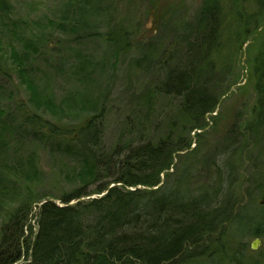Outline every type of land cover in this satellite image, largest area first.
<instances>
[{"label": "rangeland", "instance_id": "obj_1", "mask_svg": "<svg viewBox=\"0 0 264 264\" xmlns=\"http://www.w3.org/2000/svg\"><path fill=\"white\" fill-rule=\"evenodd\" d=\"M9 2L11 13L2 21L6 26L12 25L17 38L11 48L0 36V108L15 115L21 111L34 112L40 120L60 127L63 137L58 136L56 140L69 143L71 138L77 141L80 137V127L66 117L62 118L60 113L67 100V108L80 112L83 101L91 95L103 106L99 126L101 140L92 149L95 154L100 150L109 153L124 144L168 139L175 151L169 168L160 174L159 186L167 175H172L168 177L170 180L191 169L189 181L196 190L199 185L212 184L209 178H213L218 170L224 171L225 175L220 173L226 178V190L223 195L218 194L221 201L218 206H224L218 209L214 232L207 234L198 246L192 247L187 258L198 257L201 262L199 254L203 249L216 252L224 247L226 254L218 252L217 258L203 264H264V205L259 204L264 200V137L255 139L256 133L261 132H249L246 141L244 139L239 145L230 143L233 134L241 135L234 129L238 120L236 100L240 94L252 92L253 84L249 85V90L242 91L240 88L237 90L236 85L223 83L225 91L214 109L204 115L200 129L193 128L192 122L182 113L179 99L165 96L155 87L165 75V72L162 75L155 72L156 68H172L190 61L192 55L187 43L194 42V36L188 38V34L195 29L203 12L219 22L217 44L205 60L209 72L221 78L228 74L232 78L246 75L243 69H228L226 75L220 53V45L227 47L226 41L230 39L227 22L233 17V12L237 13L236 1ZM79 7L86 8L83 10L85 16ZM25 43L29 44L30 50H27L28 54L24 53L27 61L23 58L16 60L13 51L17 56L22 54L21 47ZM159 61L162 62L159 64ZM22 65H30V71L25 67L22 69ZM28 75L44 87L43 93L53 104L51 108L30 107L27 100L31 99V91L24 80L30 78ZM82 75L85 78L89 75V81L84 82L85 78L82 81ZM229 93V97L221 101ZM22 139V149L17 154H29L31 148L36 149L40 172V185L36 189L50 195H61L74 187L72 182L79 164L77 150H72L69 144L58 145L54 140H44L31 147L28 138ZM13 157H7V165H12ZM12 172L17 179L20 173ZM4 173L2 176L6 179L8 174ZM17 184L21 186L22 182ZM40 204L32 206L24 226V238L28 241H32L36 231L35 214ZM256 228L263 230L259 237L252 234ZM255 238L260 244L256 250H251L250 245ZM23 251L24 258L20 264L29 261L25 246Z\"/></svg>", "mask_w": 264, "mask_h": 264}, {"label": "trees", "instance_id": "obj_2", "mask_svg": "<svg viewBox=\"0 0 264 264\" xmlns=\"http://www.w3.org/2000/svg\"><path fill=\"white\" fill-rule=\"evenodd\" d=\"M85 9L79 7L82 15ZM11 10L9 0H0V36L12 48L17 37L12 25L6 26L2 21ZM210 22L209 14L207 17L203 12L195 29L189 31L188 38L194 36V42L187 43L193 56L189 62L155 69L159 75L165 72L155 84L157 91L179 99L180 110L196 129L201 128L204 115L214 109L226 88L220 75L209 72V66L205 65L210 36L219 30L217 20L213 25ZM25 44L19 45L22 54L17 56L13 51L16 60H26L24 53L30 50L29 44ZM24 67L30 71V65ZM28 77L24 80L31 91V99L27 100L30 107L51 108L53 104L43 93L44 87L31 75ZM81 77L83 81L85 77ZM87 96L80 112L67 108L68 100L63 112H59L62 118L79 125L78 142L74 138L69 143L56 140L63 137L60 127L40 120L34 112L21 111L15 115L0 108V192H3L0 194V264H20L24 258L23 246L26 259L29 258L25 264H203L217 258L218 252L226 254L224 247L216 252L205 248L199 254L201 262L198 257L187 258L192 247L214 232L218 209L224 206H218L221 203L218 194L223 195L227 186L221 170L215 173L216 177L209 178L212 184L199 185L196 190L189 181L191 169L174 179L169 180L172 175H167L165 184L159 186L160 174L169 168L175 151L168 139L137 141L109 153L100 150L95 154L92 149L101 140L103 106L91 95ZM247 134H233L230 143L239 145L246 141ZM262 136L264 132L256 133L255 139ZM22 137L28 138L31 147L44 140H54L58 145L69 144L72 150H77L79 164L71 190L50 195L36 189L40 185L36 149L31 148L29 154H17L22 149ZM9 155L13 157L12 165L6 162ZM13 170L20 173L17 179ZM4 171L14 180L7 175L4 179ZM18 181L22 182L21 186ZM37 203L42 204L35 214L36 231L32 241H28L24 238V226ZM262 233L260 228L252 232L255 237Z\"/></svg>", "mask_w": 264, "mask_h": 264}, {"label": "flooded vegetation", "instance_id": "obj_3", "mask_svg": "<svg viewBox=\"0 0 264 264\" xmlns=\"http://www.w3.org/2000/svg\"><path fill=\"white\" fill-rule=\"evenodd\" d=\"M235 1L237 13L233 12V17L227 22L230 39L226 41L227 47L220 45V53L225 74H228V69H243L246 75L232 78L226 74L228 78H222V81L236 85L237 90L240 88L242 91L249 90V85L253 84L252 92H244L236 100L235 115L238 120L234 129L241 133L264 132V0ZM215 21L213 19L210 24ZM217 38L218 34L210 36L208 56L214 52ZM229 95L225 94L221 101ZM259 204L263 206L264 200Z\"/></svg>", "mask_w": 264, "mask_h": 264}, {"label": "water", "instance_id": "obj_4", "mask_svg": "<svg viewBox=\"0 0 264 264\" xmlns=\"http://www.w3.org/2000/svg\"><path fill=\"white\" fill-rule=\"evenodd\" d=\"M223 98V97H222ZM221 98V99H222ZM104 195V194H103ZM260 244V241L258 240V239H255L252 243H251V245H250V248H251V250H256V248L258 247V245Z\"/></svg>", "mask_w": 264, "mask_h": 264}]
</instances>
